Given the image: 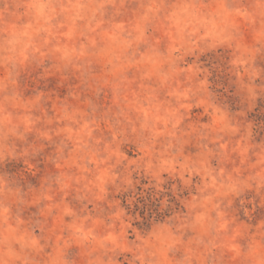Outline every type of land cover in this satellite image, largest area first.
<instances>
[{"label":"rangeland","instance_id":"374dc122","mask_svg":"<svg viewBox=\"0 0 264 264\" xmlns=\"http://www.w3.org/2000/svg\"><path fill=\"white\" fill-rule=\"evenodd\" d=\"M0 264H264V0H0Z\"/></svg>","mask_w":264,"mask_h":264},{"label":"trees","instance_id":"16d2710c","mask_svg":"<svg viewBox=\"0 0 264 264\" xmlns=\"http://www.w3.org/2000/svg\"><path fill=\"white\" fill-rule=\"evenodd\" d=\"M155 202L156 199L154 198L153 194L149 192L147 193L146 196H141L140 199L138 200V203L140 205H136L137 209L140 210L141 216L144 215L145 212H147L149 214V218L153 214H155L157 219L168 217L169 213L173 210L172 202H174V199H171L169 201V205H167L166 209L163 212L159 211V204H156ZM175 205L177 206L178 204L175 203Z\"/></svg>","mask_w":264,"mask_h":264}]
</instances>
